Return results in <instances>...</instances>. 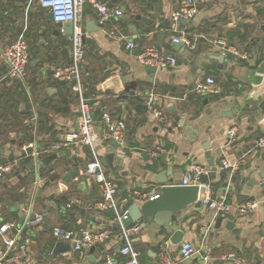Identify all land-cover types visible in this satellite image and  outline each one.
<instances>
[{
    "label": "crops",
    "instance_id": "crops-1",
    "mask_svg": "<svg viewBox=\"0 0 264 264\" xmlns=\"http://www.w3.org/2000/svg\"><path fill=\"white\" fill-rule=\"evenodd\" d=\"M102 1L119 9L125 6L127 15L121 12L105 27L135 43L126 49L122 41L108 36L97 22L96 10L84 4L82 95L97 118L105 110L125 123L120 145L102 138L101 124L97 123L92 134L105 174L118 185V208H127L130 197L140 204L143 200L133 191L159 190V179L179 184L183 171L194 164L207 167L202 183L209 184L212 197L224 195L237 204L264 194V177L259 176L264 174L263 151H249L264 133V0H195V14L177 24L171 21L177 0ZM48 14L38 0H0V160H15V165L0 176V224L10 223L6 236H15L27 245L25 253L17 247L6 250L0 239V263L91 264L87 261L93 256L97 259L94 264H104L112 257L116 258L113 264H124V256L118 254L122 239L117 236L100 242L92 251L89 247L74 250L70 242L64 241L71 245L69 250L57 256L51 253L59 240L51 235L55 225L109 228L115 232L120 225L113 220L114 212L96 206L100 194L90 176L78 172L68 181L62 178L68 170L83 167L90 159L86 145L61 149L65 154H59V150L47 164L41 161L43 156L36 160L33 147L27 146L31 141L36 147L47 146L78 128V91L52 74L54 66L71 58L70 34L65 32L64 22L57 24ZM137 14L153 22L137 19ZM158 30H162L160 37ZM181 30L197 40L195 49L183 43L184 47L174 48L170 35ZM20 36L27 44L29 61L22 78H9L2 52ZM238 43L245 57L222 53ZM148 44L176 55L175 66L156 67L151 73L136 58V53ZM212 52L223 54L224 59L215 60ZM205 74L216 77L221 86L219 94L198 96L186 92L195 76ZM113 77L121 83L120 89L106 84ZM149 91L158 95L164 123L157 122L145 106L144 94ZM232 127L236 133L230 138ZM157 145L164 150L151 156ZM210 158L214 159V167L207 163ZM223 161L228 165H222ZM73 197H78L80 203L68 207ZM33 212L41 213L42 220L23 227L25 215ZM218 216L222 218L216 224ZM172 219L166 229L151 216L133 221L141 224L132 237V245L140 251V264H160L163 255L177 264H203L201 255L205 252L210 254L208 264H234V257L242 258L245 264H264V209L260 207L248 215H238L234 210L214 214L202 204H188ZM229 221L234 223L232 228L226 227ZM174 229L182 230V239L177 243L169 240ZM182 241L192 242L198 253L180 259Z\"/></svg>",
    "mask_w": 264,
    "mask_h": 264
},
{
    "label": "built area",
    "instance_id": "built-area-1",
    "mask_svg": "<svg viewBox=\"0 0 264 264\" xmlns=\"http://www.w3.org/2000/svg\"><path fill=\"white\" fill-rule=\"evenodd\" d=\"M41 7L46 8L55 22L70 21L73 24V31L69 35L71 46V58L69 62L59 64L53 68V76L57 79L64 80L73 85V88L78 91L80 96L78 128L74 131L66 132L61 138L51 142L47 146L36 147L34 142H28V147H33L32 154L36 160L51 152H58L61 149L72 147L74 144L86 145L91 157L83 167L78 169L82 175L90 176L99 189L100 199L96 202L99 209L112 208L114 215L113 220L118 222L120 230L115 232L109 228L92 229L89 227H81L78 229H70L60 225H55L51 228V235L55 239L70 242L74 250H81L98 242L115 237L122 239V243L118 248V254L124 256V264H140V251L132 245V237L137 233L141 227L140 223H135L124 227L121 220L127 216V208L119 209L115 197L117 190V183L114 179L108 177L101 165L99 156L94 146L91 135L97 127V123L102 125V138H114L118 142H123L125 134V123L123 119L112 118L108 111H102L97 118L93 109L90 107L86 98L83 97L82 92L85 89L83 79L82 65L85 59V43L81 27L83 17L84 4L91 5L97 12V22L100 26H104L103 30L108 35L123 42L126 49L134 47L133 40L127 38L126 35L116 32L111 28L105 27V24L111 19L119 17L121 10L119 7H110L102 0H38ZM196 12L195 0H177V5L171 12V21L177 24L181 19L188 20ZM173 42H181L189 49L193 50L197 46V40L192 39L189 33L181 30L179 33L170 35ZM232 53L236 57H245L246 53L242 49L240 43L236 46L227 47L222 50V53ZM3 59L6 63V74L9 78H22L25 73L29 55L27 44L22 36L18 37L7 45L3 52ZM136 58L144 64L154 65L156 67H173L177 62V57L172 52L163 51L156 44H148L143 46L137 53ZM221 86L219 85L214 75L205 74L194 77L192 83L187 87L186 92L198 96H212L219 94ZM158 95L152 91L144 94V103L147 110L153 115L154 119L159 123L165 122V116L162 108L158 103ZM236 130L232 127L229 136L234 137ZM164 150L162 145H157L155 149L150 152L151 156H158ZM249 151L254 153L264 152V133L258 136ZM15 165V160H0V176L11 169ZM222 165H228L223 161ZM208 172L207 167L200 164H194L186 168L181 176L180 185H198L202 183V177ZM209 184H206V188ZM23 190L20 188V191ZM208 192L200 203L213 210L214 214L228 213L234 210L238 215H248L255 208L260 207L264 209V194L261 196H250L243 201L232 204L226 196L212 197ZM160 194V188H153L150 190H134L133 195L141 200L153 199ZM80 203L78 197H73L67 202V206L77 205ZM43 216L39 212L27 213L23 219V227L39 223ZM11 224L3 222L0 224V239L4 242L6 250L12 247H17L18 251L25 253L27 251L26 242H18L15 236H6L9 233ZM3 238V239H2ZM2 251H0L1 253ZM198 253V249L190 241H182L179 248L180 259H188ZM2 254V253H1ZM203 264H208L210 254L205 252L201 255ZM116 258H107L104 264H113ZM1 264V263H0ZM160 264H177L176 260L163 255ZM234 264H245L240 257H234Z\"/></svg>",
    "mask_w": 264,
    "mask_h": 264
},
{
    "label": "water",
    "instance_id": "water-1",
    "mask_svg": "<svg viewBox=\"0 0 264 264\" xmlns=\"http://www.w3.org/2000/svg\"><path fill=\"white\" fill-rule=\"evenodd\" d=\"M121 12H124L125 6H122L120 8ZM126 16L127 14L124 12L123 14ZM48 16L51 18V13L49 12ZM135 18H140L144 22L152 23L153 19L146 18L145 16H141L140 14L135 15ZM185 19H181L180 22H185ZM60 22H57L59 24ZM65 23V32L67 34H71L73 31V24L70 21H66ZM93 27V26H90ZM162 33V30L157 31V37H160ZM172 45L175 49L184 47L181 42H173ZM217 46H220L217 44ZM212 58L215 60H223L224 55L223 54H215L212 52ZM214 65V64H213ZM146 67L148 70H150L151 73H153L156 70V66L146 64ZM63 81V80H62ZM264 81V80H263ZM113 83V84H112ZM115 83V84H114ZM264 83V82H263ZM106 84L109 87H113L116 89L121 88V83L118 81L117 77L110 78L106 81ZM264 85V84H263ZM87 102H89L88 99H86ZM92 137V135H91ZM111 143L115 145H120V142L115 140L114 138H110ZM208 146H205L204 149H207ZM217 153H220V149L217 150ZM59 154H65V150H60ZM264 157V152L262 154ZM57 157V152H51L49 154L44 155L41 158V161L47 164L52 159ZM208 165L211 167H214L215 162L213 158H210L207 161ZM221 164V162H220ZM78 168H80L79 165L76 166V168L68 170L66 172L65 176H63V180H70L76 177L78 174ZM260 177H264V174H260ZM157 182L161 183L160 186V194L159 196L153 198V199H146L141 201L140 204H137L134 202V198L130 197L128 198L126 202L127 207V216L121 220V224L126 227L133 223L134 220H138L140 218H143V220H146L148 216L152 217V220L157 223L158 225H162L165 229L169 227L172 224V215L175 213L180 212L183 210L188 204H193L195 207L201 206L200 201L206 196V185L204 183H200L198 185H180V184H169L165 183L166 178L159 179ZM257 180H255L254 183H256ZM109 212H113L112 208H106ZM221 216H218L216 218V224H219L221 220ZM177 219V218H176ZM234 225L233 222L229 221L226 223V227L232 228ZM182 239V230L180 229H174L169 236V240L171 243H177ZM100 242L93 244L89 246V250L92 251L96 246H100ZM71 247L70 244L64 243L63 240H58L55 242L53 248H52V255L57 256L60 252L69 250ZM97 261V259L93 256L88 258L89 263L94 264Z\"/></svg>",
    "mask_w": 264,
    "mask_h": 264
},
{
    "label": "trees",
    "instance_id": "trees-1",
    "mask_svg": "<svg viewBox=\"0 0 264 264\" xmlns=\"http://www.w3.org/2000/svg\"><path fill=\"white\" fill-rule=\"evenodd\" d=\"M50 244V243H49ZM48 246H50V245H48Z\"/></svg>",
    "mask_w": 264,
    "mask_h": 264
}]
</instances>
